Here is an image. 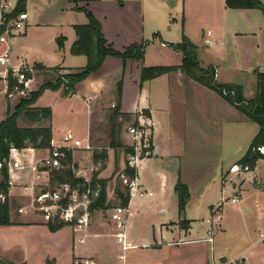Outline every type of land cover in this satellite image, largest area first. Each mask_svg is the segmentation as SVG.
Returning a JSON list of instances; mask_svg holds the SVG:
<instances>
[{
    "label": "crops",
    "instance_id": "0c3cea01",
    "mask_svg": "<svg viewBox=\"0 0 264 264\" xmlns=\"http://www.w3.org/2000/svg\"><path fill=\"white\" fill-rule=\"evenodd\" d=\"M1 1L2 0H0V2ZM176 1L177 0H169L168 3L173 6L176 4ZM259 1L264 5V0ZM149 2L150 0H82L78 3V8H86L100 23L101 32L105 41L112 46L114 50L122 52L131 44H141L147 41H150V44L145 47L144 56L141 61H123L117 57L107 56L96 73L90 75L75 86L74 94L64 95L61 90L53 92H55L57 96L65 99L81 100L86 107L85 132L82 137L73 139L82 141L83 145L88 143L90 146H93V142L96 141L97 133L101 132L104 135L106 145H104L99 152L75 149L69 153L71 169L75 170L77 173V175L74 173L73 175L76 178L83 179L84 182L90 183L92 175L96 174L98 179L107 180L108 186V178L103 174L108 171L109 166H111L109 163L111 162L110 152L113 151L114 160H116L115 156L117 154V152L115 154L114 150L109 148V117L113 110L118 111L119 117L117 121L122 123V126L124 124H129L131 126L133 123H141L143 120L151 124V150L143 157V163L139 166L140 168L136 167V174L139 187L145 190V192L151 193V195H146L147 197L153 196V193L150 191L151 188L157 189L161 197L165 195L170 196L169 204H160L157 207V212L163 215V218L155 220V224L161 232L160 238H154V236H152V238L148 239V236L146 238L142 234H132L129 229L130 226L127 225L125 230L126 249L123 250L122 245L112 236L116 231L113 223L108 220L99 219H94L93 221L91 217L89 226L90 235L86 239V241L88 240L87 248L89 250L82 247L85 243L83 245L74 246L73 235L68 227L64 226L54 232L59 233L63 229L68 228L70 233V253L62 262H56V259L52 258L55 264H69L76 257H91L98 264H127L120 260V258L123 257L122 254L118 256L116 262H98L97 259H99V254L102 253L101 247L104 243L103 240L108 238L114 239L116 244L121 246L122 252L137 250L139 246H142L140 253L134 255V260L138 257H141V259L146 257L149 259L150 264H194L196 261L198 264H211V262L214 261L212 256V244L203 240L205 239L204 234L206 233V231L205 233L202 232L204 225L196 223V228H192V224L197 218L193 217L195 212L193 213L190 211L192 200L190 193L194 190V187L191 183L192 176L189 173H191V167L209 164L212 168H209L207 177L202 179V183L208 182V184L213 186L216 182H219V180L221 182V178V183H224L226 181V175L232 170L231 167H240L237 163L245 155L258 128L256 124L249 121L239 110L224 100L219 94L206 88L195 80L186 77L179 70L169 72L147 81H141V71L143 68L179 66L183 56L180 52L173 49L172 46L181 43V33H183L185 37L196 41V43L200 39H205L209 47L212 46L214 41H218V45H216L214 49V53H216L214 56L215 60L218 61V65L214 66L217 68V72H219L221 68L223 69L222 65L224 63L228 64L232 59H230L228 53H226L227 49L224 48L226 40H230L231 38L237 39L242 36L256 38V29L259 26L264 28V19H260L262 16L257 15V20L255 21L254 15L250 13L254 10H234L245 13L247 17H221L223 24L216 29L217 34L207 30L205 36L199 24L189 17H181V19L180 17H145L146 7ZM224 7L228 16L233 10L227 9L225 2ZM67 10L71 11V8L68 7ZM75 12L78 13V11ZM27 22L25 23L26 27H28ZM86 23L87 19L85 18V22L79 24L83 25ZM166 26L168 27L167 29ZM58 34H61L60 30ZM58 34L55 35L56 37L53 42V48H55L58 54V61L54 64H43L41 62L15 64L10 61L7 52V67H4V69L0 71V81L3 83V86L5 71L11 68H17V66L21 64L28 66L40 65L46 69L58 68L62 69L61 71L64 73H75L77 70L82 69L86 65L85 56H74L70 54V47L76 40L74 31L72 36H63V34L58 36ZM213 35H215L217 39H207L209 36L213 37ZM59 37L63 38L62 48H58L56 43V39ZM7 45H9L10 48L12 47V43H9V41ZM196 49V59L199 65H203V68H206L211 60L206 59L202 55L203 50L200 46H197ZM63 54L64 57L62 58ZM210 63L213 62L211 61ZM252 64L254 65V63ZM247 68L246 64L245 66H239V69L242 70H246ZM217 72V83L232 85L230 80L222 79L220 77L221 75ZM258 72H264V70ZM258 72L256 69L254 71L255 75ZM50 74L52 73L49 71L36 72L34 76L32 73L29 79L31 89L35 91L44 79L51 77ZM253 78H256V76ZM118 85L120 90L117 88ZM248 95L252 96L253 94L249 91L243 94V98L246 100L251 99L252 97H248ZM88 97H92V99L87 103L86 98ZM5 103L6 107H8L9 104L7 102ZM33 106L37 108H49L38 107L35 106V104ZM123 116L127 118L128 121L123 120ZM97 119L102 123L95 126ZM23 123V126H19H38L36 124L30 125L24 121ZM41 125L51 128L52 147L65 145L64 137L68 133L64 136L61 135V137L55 138L51 126V118L49 123L43 122ZM102 127L103 130H101ZM127 135L128 133L125 131L121 140H123V145L129 147V135ZM73 153L74 155L79 153L87 154L89 162L92 165H99L100 169L93 171L89 177L81 175L80 173L82 171L77 168V166H79L78 159H75L76 157H74ZM45 154L46 149H36L29 144L24 149L19 150V154L15 155L14 158L24 165L33 163L37 158ZM101 154H103V158L98 157ZM126 160L127 156L121 152L122 164L121 168H119V174L122 173ZM262 163H264V160L257 161L255 169L247 172L249 175L247 183L250 184L253 182L252 190L257 196H264V178H258L257 174L259 164ZM105 165L107 168H105ZM223 165L229 167L227 174H223ZM141 167L143 171L140 177ZM102 169L103 172L100 171ZM49 171H46L40 180L34 182L40 183L45 187L48 186ZM8 175L10 182V188L7 194L9 221L12 225H42L47 228V225L36 218L29 209H26L21 214L17 212L18 208L27 206L28 204V198L23 195L21 186L30 184L33 181V175L29 172L17 169H13ZM149 176L152 180H156L157 177L159 178L158 186H156L157 183L155 181L152 183L146 181V177ZM177 184H180L187 190L186 204L184 211L181 213L178 209ZM200 189L202 190L203 188ZM234 196H237V194ZM238 197L240 202V192ZM19 201L21 202L18 204ZM16 203L18 204L17 207L12 208ZM236 203H238V201ZM213 205L215 204L211 203L208 205L210 211ZM253 208L258 212V219L262 227L259 232H261L264 230V204L261 200L245 202L240 210H242V212H250ZM109 210L108 208L107 211L109 212ZM167 211H170L172 220L164 217ZM189 212L193 214L191 215ZM92 214L93 212L91 216ZM12 225L0 227L6 229ZM218 230L224 232V225L219 224ZM257 242L258 239H255L244 250L235 253L232 259L247 251L251 264H264V254L261 263L255 262L250 254L255 246L263 244ZM94 247L97 251L96 254L92 255L89 251ZM76 249L77 255L74 254V250L76 251ZM84 250L88 251L91 255L85 254V252L83 253ZM225 251L226 249L224 248L218 252V262L222 257H225L228 261L229 256ZM2 255L3 256L0 255V260L15 262L13 259L9 260L6 256L5 258L3 253ZM19 261L32 264L25 260ZM219 264L221 263L219 262Z\"/></svg>",
    "mask_w": 264,
    "mask_h": 264
},
{
    "label": "rangeland",
    "instance_id": "374dc122",
    "mask_svg": "<svg viewBox=\"0 0 264 264\" xmlns=\"http://www.w3.org/2000/svg\"><path fill=\"white\" fill-rule=\"evenodd\" d=\"M10 1L13 7L16 4L17 0H6ZM169 0H150L149 4L146 7L145 17H189L194 22H197L199 26L204 31L206 36L207 30L212 31L214 34H217L216 29L221 27L223 20L221 17H245V13L240 11H232L228 14L225 11L224 1L223 0H177L175 5H169ZM80 3V2H78ZM68 4V5H67ZM68 7L71 8L67 10ZM251 11L257 20V15L262 16L260 19H264V16L260 10L252 9ZM74 4L72 0H26L25 1V12L28 15V22L24 28L14 36L9 38V43H12V47L9 45L0 44V54L4 51H8V58L11 62L15 64L18 63H27L32 64L33 62H41L43 64H54L58 61V54L54 47V38L55 35L59 33L63 36H72L74 24L78 25L79 23L85 22V14L82 11L75 12ZM247 17V16H246ZM239 19V18H236ZM80 25V24H79ZM168 27L166 26V29ZM219 30V29H218ZM256 38L242 36L241 38L226 40L225 47L227 49L231 62L228 64H223L219 72L214 65L217 64L215 60L216 53L214 49L218 45V41H214L211 47L207 45L205 39H200L197 43L186 37L189 43L197 48L200 46L203 50V56L206 59H210L213 63L209 62V65L206 68L199 65L198 60L196 59L199 68L207 70L209 67L215 68V82L217 83V73H219L222 79L230 80L232 85L240 87L242 89V96L244 93L252 92L253 97L256 93V78H253L255 75L254 71L264 70V28L259 26L257 29ZM61 34H58L61 35ZM2 32L0 31V36ZM182 37H185L181 33ZM180 38V37H179ZM217 39L215 35L213 37L209 36L207 39ZM182 42V39H181ZM56 47V46H55ZM63 47V44H62ZM61 47V48H62ZM10 48V49H9ZM59 48V47H58ZM220 49V48H219ZM197 54V49H195V58ZM238 55V56H237ZM64 54L62 55V58ZM200 58V57H199ZM254 63V65L252 64ZM21 64L17 67H27L31 68L34 66H28ZM247 65L246 70L239 69V66ZM54 66V65H52ZM4 69L0 65V71ZM62 69H56V72L52 74L63 75L69 74L61 71ZM37 70L33 71V76ZM52 77V76H51ZM47 78V79H50ZM188 77V76H186ZM190 78V77H188ZM191 79V78H190ZM45 80V79H44ZM43 80V81H44ZM38 84V82H37ZM219 84V83H217ZM33 86V85H32ZM38 86V85H37ZM25 88L28 92L34 90L31 89L29 81H26V85H22V89ZM207 88V87H206ZM3 89V83L0 81V90ZM214 91V90H212ZM215 92V91H214ZM217 93V92H216ZM26 94L21 92L14 93L12 97H4L0 93V122H2L7 115L6 103L12 108L21 98H26ZM248 95V97H250ZM35 106L38 107H49L51 109V126L55 138L61 137L70 133L73 138H80L83 136L86 128V107L81 102V100H69L68 98H62L57 96V94L51 90H45L35 101ZM50 121V120H49ZM49 121L47 123H49ZM102 122H99L97 119L95 126L100 125ZM19 125L23 126V121H19ZM129 124H124L122 126L121 132L119 131V141L122 143L121 137L124 135V132L127 133V128ZM103 130V127L101 128ZM128 136V135H127ZM124 139V138H123ZM129 146L132 144V139L128 136ZM125 142V140H124ZM106 145L104 135L100 132L96 135V141L93 142L91 146V152H99L103 146ZM52 147V146H51ZM115 152V151H114ZM109 166L108 171L104 172L108 178L107 186V201L109 209L120 205L119 200L115 197L113 190L117 187L122 190L123 183L119 176V168H121V150H117L114 160L113 151L110 152ZM74 155V153H73ZM75 159H78L77 168L81 170V175L89 177L93 171L100 169L99 165H92L87 158V154L79 153L75 154ZM73 158V156H72ZM141 158L138 162L137 167L140 168L142 162ZM143 166V165H142ZM223 174H227L229 167L223 165ZM105 168L107 166L105 165ZM209 168H212L209 164L200 165L198 167H191V183L194 187V190L191 191V212H195L193 217H196V221L192 224V228H196V223L203 224L202 232L206 231V221L211 220V211L208 207L209 204H216V202L221 199L226 201V204L223 207L221 213V219L219 221H214L213 228V243H212V256L214 261L218 262V252L222 249H226L225 252L228 254V262L232 259L235 253H238L248 247L251 242L255 239H258V233L262 229L261 222L258 219V212L253 208L250 212H242L240 210L245 202H252L253 200H258L264 204V196H257L252 190V183H247L248 173L240 167H231V172L228 173L225 177L226 181L224 183L219 180L213 186L208 184V182L202 183V179L207 177ZM72 173L77 175L75 170H72ZM103 172V169L100 170ZM142 167L140 171V177L142 174ZM145 173V170H144ZM258 178H264V163L259 164V170L257 171ZM145 177V176H144ZM224 178V176H223ZM146 181L152 183L155 181L158 186L159 178L152 180V178L146 177ZM203 184V185H202ZM202 187H201V186ZM235 185V186H234ZM54 188L50 186L49 189ZM200 188H203L202 190ZM141 189V188H140ZM123 191V190H122ZM145 191V190H142ZM150 191L153 193V196L147 197L146 194L141 198H132L128 204V221L130 232L132 234H142L148 239L160 238V230L155 224V220L163 218V215L157 212V207L160 204L167 205L169 197L165 195L164 197L159 196L157 189L151 188ZM241 195L240 202L236 204H230L228 201L235 195ZM21 201L18 202V204ZM17 203L12 206L16 208ZM214 206V205H213ZM169 207V205H168ZM176 209V208H175ZM190 213L189 214H193ZM176 214V210H175ZM174 214V215H175ZM109 212L106 211H95L92 214V219L99 220H109ZM173 215V216H174ZM165 218L172 220L170 211H167ZM17 221V220H15ZM219 224L224 225L225 231L218 230ZM69 229L65 228L59 233L50 232L45 226H36V225H12L8 228L0 227V255L4 254L9 260L13 259L15 262H9L11 264H29L25 262H20L19 260H25L31 262L32 264H48L54 263L52 258L56 259V262H62L65 260L69 253ZM207 237L206 233L204 234ZM103 246L101 247V254H99L98 262L100 263H111L116 262L118 256L122 254L124 263L127 264H150L149 259L144 257H138L134 260V255L140 253L142 246H139L137 250H130L128 252H122L121 246L116 244L114 239L108 238L103 240ZM88 240L82 246L84 249L87 248ZM264 245L259 244L255 246L251 251V257L255 262L261 263L264 254ZM84 250L83 253L94 255L96 254L97 249L91 248L90 253ZM80 251V250H79ZM78 251V252H79ZM74 254L77 255V249L74 250ZM81 254V253H79ZM249 255V254H248ZM5 257V258H6ZM20 262V263H17ZM135 262V263H134ZM227 260L224 263L225 264ZM194 264H198L196 261Z\"/></svg>",
    "mask_w": 264,
    "mask_h": 264
},
{
    "label": "trees",
    "instance_id": "16d2710c",
    "mask_svg": "<svg viewBox=\"0 0 264 264\" xmlns=\"http://www.w3.org/2000/svg\"><path fill=\"white\" fill-rule=\"evenodd\" d=\"M26 0H17L16 4L6 20L15 18L19 13L24 12ZM82 0H72L74 10L82 11L87 19V23L83 25H75L73 27L76 40L70 47V54L74 56H85L86 65L77 70L75 73L57 75L50 74V79H45L35 91L28 92L26 98H21L12 108L8 105L6 118L0 122V226L12 225L9 221V209L7 194L9 190V175L7 164L9 162L10 149L17 150L24 149L27 145H31L36 149H51V128L49 126H42L41 123L48 122L51 117L49 108L34 107L37 98L45 91L61 90L64 95L74 94L75 86L84 81L90 75L96 73L101 67L103 60L107 56L117 57L123 61L126 60H142L144 56L145 47L150 44V41L141 44H131L127 46L124 51L118 52L112 48L105 41L100 23L96 18L86 9L78 8V2ZM227 9L231 10H260L264 16V5L259 0H224ZM62 37L56 39L57 46L62 47ZM173 49L180 52L183 56L181 64L175 67H155L143 68L141 71V81H147L152 78L159 77L172 71H180L185 76L190 77L201 85L214 90L224 100L233 105L239 112H241L249 121L256 124L258 131L251 140L245 155L239 160L237 165L242 169L247 168L248 171L255 169L256 163L259 160H264V72L256 74V93L251 99H244L242 96V89L234 85L217 84L215 82V68L209 67L207 70L199 68L195 58V47L192 46L186 37H182V42L178 45H173ZM32 70L41 72L49 71L50 73L56 72L55 68L46 69L40 65H34ZM32 73L26 72L25 78L30 79ZM8 89L13 87L22 89V84H18L16 79L11 77V72L8 71L6 77ZM118 90L120 87L118 85ZM119 115L117 110H113L109 117L110 126V142L109 148L115 152L121 150L124 155H132V148L123 145L119 141V131L122 128V123L117 121ZM124 118V116L122 117ZM38 126L20 127L18 121ZM123 120L128 121L127 118ZM136 125V123H133ZM259 148L263 149V153L258 151ZM150 145L148 151H150ZM144 150L143 152H145ZM144 154V153H143ZM146 155H143L145 157ZM103 158V154L98 156ZM96 159V156H95ZM68 162L71 163L70 154L68 153ZM125 175L129 179L137 177L136 169L131 168L124 164V169L120 175ZM59 183H69L71 185H82L84 182L81 178H76L71 169H58L49 171V185L54 186ZM89 185L98 189V194L95 201L90 206V212L106 211L109 208L107 201L106 186L107 180L98 179L96 174H93ZM123 190V191H122ZM114 189L115 197L119 200L120 205L126 206L129 202L128 188L123 186ZM177 197L179 212L184 211L187 200V190L185 187L177 184ZM64 227L63 224H48L47 228L50 232H55ZM0 264H11L6 261L0 260ZM54 264V263H48Z\"/></svg>",
    "mask_w": 264,
    "mask_h": 264
},
{
    "label": "built area",
    "instance_id": "2783aa9c",
    "mask_svg": "<svg viewBox=\"0 0 264 264\" xmlns=\"http://www.w3.org/2000/svg\"><path fill=\"white\" fill-rule=\"evenodd\" d=\"M13 5L10 1L2 0L0 2V44H8L9 38L14 36L18 31L22 30L27 22L28 16L25 12L19 13L15 18L6 20V16L13 10ZM7 50L0 55V65L7 67L8 59L6 57ZM8 71L11 72V77L15 78L18 84L26 85L25 73H33L32 67H17L11 68L5 71L4 86L2 93L4 97H12L14 93L21 92L27 94L28 90L18 87L8 89L6 77ZM92 97L86 98L88 103ZM113 107V106H112ZM127 133L132 139L133 154L127 156V164L129 167L136 169L139 160L143 155L149 153L148 148L150 145L151 124L148 121L143 120L141 123L131 125L127 128ZM64 146H55L46 150V154L37 158L33 163L22 164L18 160H15L14 156L19 154V150L15 148L10 149L9 162L7 164L8 173L13 169L20 171H26L33 175V181L28 185L21 186L23 195L28 198L27 206H23L17 209L19 214L23 213L26 209H29L31 213L38 218L43 224H63L71 230L73 235L74 246L83 245L86 239L89 237V226L91 219L90 206L95 201L98 189L91 187L89 182H85L82 185H71L69 183H59L54 185V188L49 189L50 185L43 186L40 183H35L44 175L46 171L52 169H71V163L68 162V153H71L75 149H81L84 151H90L91 146L87 143L82 144V141L73 139L70 133L64 137ZM146 150L145 152H143ZM258 151L263 153V149L259 148ZM144 153V154H143ZM247 171V168L243 169ZM120 179L124 186L128 188L129 201L133 197H143L151 195L140 189L137 182V177L128 178L125 175H120ZM10 188V182H9ZM3 201V197H0ZM238 196H233L228 202L234 204L238 201ZM129 203V202H128ZM226 201L220 200L211 208V220L206 221V235L204 241L212 244L214 221L221 219V213ZM128 205L115 206L109 210V220L115 227V233L112 235L118 243L122 245V249H126L125 244V230L127 227ZM264 244V230L258 234V242ZM123 261V257L120 258ZM69 264H98L91 257H76ZM211 264H219L212 261ZM225 264H251L250 257L246 252L241 253L234 259L227 261Z\"/></svg>",
    "mask_w": 264,
    "mask_h": 264
},
{
    "label": "water",
    "instance_id": "95a60500",
    "mask_svg": "<svg viewBox=\"0 0 264 264\" xmlns=\"http://www.w3.org/2000/svg\"><path fill=\"white\" fill-rule=\"evenodd\" d=\"M225 261H226V258H225V257H222V258L219 260L220 263H224Z\"/></svg>",
    "mask_w": 264,
    "mask_h": 264
}]
</instances>
